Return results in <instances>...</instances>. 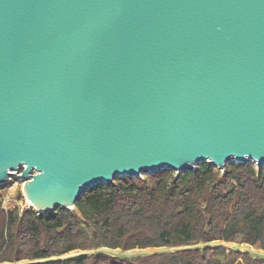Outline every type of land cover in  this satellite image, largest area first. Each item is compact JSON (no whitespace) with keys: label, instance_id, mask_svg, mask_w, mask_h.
I'll list each match as a JSON object with an SVG mask.
<instances>
[{"label":"water","instance_id":"1","mask_svg":"<svg viewBox=\"0 0 264 264\" xmlns=\"http://www.w3.org/2000/svg\"><path fill=\"white\" fill-rule=\"evenodd\" d=\"M230 160L264 165V0H0V183L26 164L36 211Z\"/></svg>","mask_w":264,"mask_h":264},{"label":"trees","instance_id":"2","mask_svg":"<svg viewBox=\"0 0 264 264\" xmlns=\"http://www.w3.org/2000/svg\"><path fill=\"white\" fill-rule=\"evenodd\" d=\"M206 161L192 170L116 176L88 188L75 209H6L0 183V264H264V255L212 245L247 243L264 251V165ZM166 247L139 255L103 249ZM71 251L86 252L61 258Z\"/></svg>","mask_w":264,"mask_h":264},{"label":"rangeland","instance_id":"3","mask_svg":"<svg viewBox=\"0 0 264 264\" xmlns=\"http://www.w3.org/2000/svg\"><path fill=\"white\" fill-rule=\"evenodd\" d=\"M236 161V160H235ZM223 173V169L221 170ZM179 173V171H177ZM18 175L15 177H11L9 182L6 183L7 187L5 189L1 190V200L6 209L14 208L16 206L20 207L21 209H24V207H30L33 208L30 204H28L27 199L25 198L24 195V190H23V184L22 179L20 178L21 173H17ZM154 174V173H151ZM147 174H140V177H144ZM124 176V175H120ZM214 245H224L228 249H237L240 251H249L253 255H264V251L255 246V245H250L247 243H243V245H239L234 242H224V241H214L212 244ZM105 252H108L109 254H116V255H121V256H127V255H139L142 253H152L156 251H171L174 250L173 248L169 249L166 247H156V248H146V249H134L131 251H127V253L121 252L119 249H103ZM86 252H81V251H71L68 254L63 255L61 258H69L73 256H79L81 254H84Z\"/></svg>","mask_w":264,"mask_h":264},{"label":"built area","instance_id":"4","mask_svg":"<svg viewBox=\"0 0 264 264\" xmlns=\"http://www.w3.org/2000/svg\"><path fill=\"white\" fill-rule=\"evenodd\" d=\"M255 163H256V162H255ZM256 164H257V163H256ZM26 167H27L26 164H23L22 166H20L18 173H22V172H23V169L26 168ZM32 173H36V172H35V171H32ZM11 177H15V176H10V177H9V180H10ZM9 180H7L5 183H8ZM22 182H25V181L23 180Z\"/></svg>","mask_w":264,"mask_h":264}]
</instances>
